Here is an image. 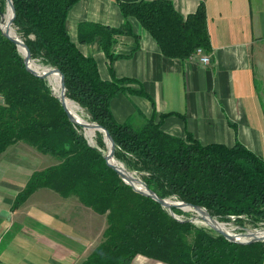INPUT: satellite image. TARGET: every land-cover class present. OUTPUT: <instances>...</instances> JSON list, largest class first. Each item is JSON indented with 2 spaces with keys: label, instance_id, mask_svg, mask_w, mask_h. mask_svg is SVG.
I'll return each mask as SVG.
<instances>
[{
  "label": "trees",
  "instance_id": "16d2710c",
  "mask_svg": "<svg viewBox=\"0 0 264 264\" xmlns=\"http://www.w3.org/2000/svg\"><path fill=\"white\" fill-rule=\"evenodd\" d=\"M11 1L14 16L10 12L8 23L31 59L60 71L65 97L84 109L88 121L107 131L115 161L143 174V183L161 199L203 207L220 222L240 223L245 218L254 226L264 224L262 158L239 142L228 148L202 145L189 135L186 139L170 136L153 120L136 127L118 124L110 101L127 80H102L95 61L70 40L65 20L78 0ZM118 6L126 22L122 28L91 27L84 34L81 26L80 42L96 40L112 59L114 36L132 33L127 19L134 17L166 57L184 60L197 49H210L202 4L186 18L167 0L119 2ZM6 9L7 1L0 0V17ZM48 81L26 68L15 43L0 31V156L22 142L57 161L30 175L14 208L46 188L64 198L76 197L104 215L102 239L81 264H132L137 256L162 264H264V241L230 242L174 217L157 201L134 191L108 165L101 134L96 133L98 148L90 145ZM171 211L186 215L174 207Z\"/></svg>",
  "mask_w": 264,
  "mask_h": 264
},
{
  "label": "crops",
  "instance_id": "0c3cea01",
  "mask_svg": "<svg viewBox=\"0 0 264 264\" xmlns=\"http://www.w3.org/2000/svg\"><path fill=\"white\" fill-rule=\"evenodd\" d=\"M138 1L78 0L65 20L70 40L95 61L102 80H127L110 101L114 121L136 127L153 120L165 134L189 135L202 145L239 142L264 160V0H167L183 18L203 5L208 63L196 53L184 60L164 56L134 17L127 19L132 33L114 36L112 59L96 40L80 42L81 26L84 34L91 27L122 28L118 3ZM13 151L14 145L0 156V264H81L101 241L105 217L46 188L14 208L40 168L14 160ZM132 264L162 263L137 256Z\"/></svg>",
  "mask_w": 264,
  "mask_h": 264
},
{
  "label": "water",
  "instance_id": "95a60500",
  "mask_svg": "<svg viewBox=\"0 0 264 264\" xmlns=\"http://www.w3.org/2000/svg\"><path fill=\"white\" fill-rule=\"evenodd\" d=\"M7 1V8L9 7L11 10V14H12V18L14 16V8L12 5V1L11 0H6ZM3 16L4 14L1 15L0 17V24L3 21ZM12 22V19H11ZM1 31V29H0ZM1 33L3 34V36H5L6 38L10 39L11 41H13L15 43V45L17 46L18 51L20 52L24 64L26 66V68L34 75L39 76V77H45L48 80V76L51 74H57L59 75V80H60V95H56L53 92V89H51L52 94L57 97V99L60 101L62 107L64 108V110L66 111L68 117L74 121L76 124L80 125L81 127L84 128V125L80 122L77 121V119L67 110L64 102H65V87H64V78L63 75L60 73V71L56 68L53 67H45L47 68V71L44 72H40V71H36L34 69H32L29 66L30 62H34L33 59H31V56L29 54L28 49L26 48L25 44L23 43V41L19 38L18 39H13L9 36H7L6 34H4L2 31ZM21 47L23 49V51L20 50ZM49 82V81H48ZM50 84V83H49ZM88 121V120H87ZM91 128H93L96 132H100L103 135V143L106 147V154H104L105 159L108 163V165L113 168L118 174L119 176L122 178V180L128 184L129 186H131L133 188L134 191H136L139 194H142L144 196L150 197L153 200L157 201L162 207H164L165 209H167L169 211V213L171 215L174 216L173 212L171 211V208H177L182 210L183 212L186 211H192L195 213L199 214V220H201L203 223H206L207 227H209L211 230H213L214 232L218 233L219 235H221L222 237H224L225 239H227L230 242H234V243H239V244H247V243H251V242H255V241H264V235L263 236H258L256 233L260 232L262 230H264V227L259 229V230H250L247 232V234L242 235L239 233H235L230 229H219L217 227V221L214 220L213 218H211L209 216V214L207 213L206 209L200 206H194L188 203H185L183 201H178V200H173L172 198H165V199H161L159 198L154 192H152L151 190H149L146 185L138 180L136 177H134L132 174H130L129 172H127L126 170H124L123 168H121L118 164H113L111 161H115L114 159V143L112 141V139L110 138L109 134L107 133V131L101 127L100 125H98L95 122H90L88 121V124ZM111 160V161H110ZM187 221L192 222L193 221L191 219H187Z\"/></svg>",
  "mask_w": 264,
  "mask_h": 264
},
{
  "label": "rangeland",
  "instance_id": "374dc122",
  "mask_svg": "<svg viewBox=\"0 0 264 264\" xmlns=\"http://www.w3.org/2000/svg\"><path fill=\"white\" fill-rule=\"evenodd\" d=\"M34 62L39 64L37 61H34ZM40 65H42V64H40ZM42 66L44 67L45 65H42ZM45 67H48V66H45ZM48 80L50 81V83L52 85L53 84V80L50 77H48ZM51 89H52V87H51ZM80 110L81 111L79 112V114L82 115L86 120H88L89 119L88 115L86 114L84 109H82L80 107ZM82 132H83L84 137L87 139L88 143L90 145H92V146L97 147V144H96V133L97 132H90L88 129L83 128V127H82ZM98 133H100V132H98ZM101 136H102V141H103V135L101 134ZM106 152H107L106 151V147L104 145V154H106ZM40 155L42 157H44V158L41 157V159L39 160ZM40 155H39L38 151L35 150L34 148H32V147H30V146H28V145H26V144H24L22 142H19V143L14 144V151L9 156L14 158V160L20 161L21 164L30 165L31 163L35 162V163H37V165L40 168V170H42V169L46 168L47 166H49V163H47L45 160L52 161L51 163L53 165L57 163L55 158L52 157V156L43 155V154H40ZM116 162L121 168H123L124 170H126L127 172L132 174L134 177H136L138 180L143 182V180L141 178L143 174L137 173V172L127 168L125 163H123L122 161L116 160ZM26 171H29V169L26 168ZM185 214L186 215H180V216H177V215L174 214V217H176L178 219H185V220L191 219L195 225H197L199 227L207 228L210 231H213L209 227H207L205 223H203L201 220H199V214L198 213H195V212H192V211H186ZM100 216H101L100 219H103L102 216H104V215H100ZM214 220H216L217 223L224 224L225 225L224 227H226L227 229H230L233 232L239 233V234H242V235L247 234V232L250 231V230H259V229L264 227V224H260L259 226L251 225V223H249V221L247 219H245V218H243V221L240 222V223H236L234 221V219H231L230 222H220L217 219H214Z\"/></svg>",
  "mask_w": 264,
  "mask_h": 264
},
{
  "label": "bare ground",
  "instance_id": "6f19581e",
  "mask_svg": "<svg viewBox=\"0 0 264 264\" xmlns=\"http://www.w3.org/2000/svg\"><path fill=\"white\" fill-rule=\"evenodd\" d=\"M10 12H11V10L8 7L6 9L5 13H4L3 21L0 24V29H1L2 32L8 34L11 38L18 39V35H17L15 29H13L9 25L10 23H8V17H9ZM19 48H20L21 51H23V49L21 47H19ZM29 66L32 69L36 70V71H40V72L47 71V68H44L42 65L37 64L35 62H30L29 63ZM48 77H50L53 80V84L51 85V87L53 89V92L56 95H60V80H59V75H57V74H51ZM64 104H65L67 110L77 119V121L80 122V123H82L84 125V128L88 129L90 132H96L93 128H91L89 125H87L88 124V121L82 115L79 114V112L81 110H80V107L77 104H75L74 102H72L71 100H69L67 98L65 99ZM111 162L113 164H117L116 161H111ZM216 224H217V227L219 229H226V227H224L225 226L224 224H222V223H216ZM256 234L258 236H263L264 235V230H262L260 232H257Z\"/></svg>",
  "mask_w": 264,
  "mask_h": 264
},
{
  "label": "built area",
  "instance_id": "2783aa9c",
  "mask_svg": "<svg viewBox=\"0 0 264 264\" xmlns=\"http://www.w3.org/2000/svg\"><path fill=\"white\" fill-rule=\"evenodd\" d=\"M194 53L198 54L200 56L199 60L202 62V63H208L209 62V57L204 55L202 53V50L201 49H197Z\"/></svg>",
  "mask_w": 264,
  "mask_h": 264
}]
</instances>
